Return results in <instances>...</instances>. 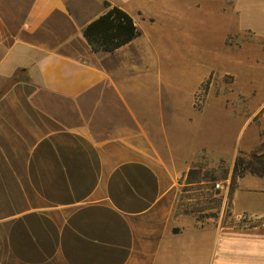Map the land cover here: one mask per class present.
Returning a JSON list of instances; mask_svg holds the SVG:
<instances>
[{
    "label": "crops",
    "instance_id": "0c3cea01",
    "mask_svg": "<svg viewBox=\"0 0 264 264\" xmlns=\"http://www.w3.org/2000/svg\"><path fill=\"white\" fill-rule=\"evenodd\" d=\"M104 1L141 34L94 53L82 28ZM170 11L167 0H0V264H264V219L198 225L182 212L196 192L206 218L263 215L264 158L231 192L230 175L187 179L252 146L238 114L233 141L214 139L210 111L228 123L222 96L163 110Z\"/></svg>",
    "mask_w": 264,
    "mask_h": 264
},
{
    "label": "rangeland",
    "instance_id": "374dc122",
    "mask_svg": "<svg viewBox=\"0 0 264 264\" xmlns=\"http://www.w3.org/2000/svg\"><path fill=\"white\" fill-rule=\"evenodd\" d=\"M167 1H170L171 11L165 14L163 110L167 113L170 105L174 104L183 111L184 99L188 96L192 109L203 111L207 95L224 97L226 101L221 104L227 106L228 123L221 126L218 123L221 118L219 111L216 108L210 111L213 131H219L213 132L214 139L223 136L233 141L238 114L239 119L244 116V125L239 126L243 130L242 141L252 148L238 151L236 169L230 167L224 158L214 165L197 168L202 174L212 176L214 179L211 181L225 179L232 173L250 172V159L254 160L253 154L264 145H255L264 134V0ZM151 56L160 60L159 55ZM193 68L206 71V76L196 84L188 78ZM176 94L180 95L179 101L171 103L166 100L168 95ZM221 127L223 135H220ZM262 141L264 143V138ZM199 186L196 187L202 188L204 184ZM227 186L229 189L230 178ZM193 194L190 195L189 208L186 205L182 212L198 225L232 223L248 226L264 217L263 214L256 217L246 215V218L240 215L233 219L218 218V215L206 218L205 212L201 211L205 204H201Z\"/></svg>",
    "mask_w": 264,
    "mask_h": 264
},
{
    "label": "trees",
    "instance_id": "16d2710c",
    "mask_svg": "<svg viewBox=\"0 0 264 264\" xmlns=\"http://www.w3.org/2000/svg\"><path fill=\"white\" fill-rule=\"evenodd\" d=\"M104 6L106 8L105 12L88 22L82 28V34L94 53H111L141 34L140 29L135 25L132 17L126 11L118 6L110 5L106 1H104ZM18 78L17 74H14L11 80H18ZM259 151L253 154L254 159L260 160L264 158V151L262 153H259ZM237 165L238 159L236 158L233 168L236 169ZM200 170V168H190L187 172V179H200L204 177L214 179L211 178L212 176L207 175V173L202 174ZM207 172L209 171L207 170ZM200 174L202 175L201 177L199 176ZM240 175L242 174L232 173V176H230V192L235 187L236 176ZM263 219L264 217L257 222H252L250 225L257 224Z\"/></svg>",
    "mask_w": 264,
    "mask_h": 264
},
{
    "label": "built area",
    "instance_id": "2783aa9c",
    "mask_svg": "<svg viewBox=\"0 0 264 264\" xmlns=\"http://www.w3.org/2000/svg\"><path fill=\"white\" fill-rule=\"evenodd\" d=\"M213 187H214V188H221V187H222V184H221L220 182H215V183L213 184Z\"/></svg>",
    "mask_w": 264,
    "mask_h": 264
}]
</instances>
